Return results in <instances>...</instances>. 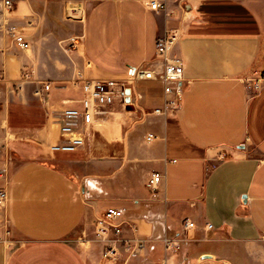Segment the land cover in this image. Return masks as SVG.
Segmentation results:
<instances>
[{"label":"crops","instance_id":"crops-1","mask_svg":"<svg viewBox=\"0 0 264 264\" xmlns=\"http://www.w3.org/2000/svg\"><path fill=\"white\" fill-rule=\"evenodd\" d=\"M164 1L153 10L146 0H13L10 21L32 46L0 32V164L8 159L12 228L0 264L117 263L84 236L110 206L123 207L150 239L145 257L129 264H264V86L255 92L246 83L264 70V0ZM170 29L181 32L173 53L184 64L177 112L143 117L162 105L164 88L140 81L134 92L144 110L116 104L99 128L86 127L84 146L49 147L62 140L64 100L81 96L68 84L76 70L126 79L154 60L157 37ZM24 71L54 88L43 98L34 81L15 88ZM150 132L157 138L147 142ZM144 165L164 173L157 192L149 177L114 179ZM186 217L197 225L190 239L211 223L242 249L166 256L163 237Z\"/></svg>","mask_w":264,"mask_h":264},{"label":"built area","instance_id":"built-area-1","mask_svg":"<svg viewBox=\"0 0 264 264\" xmlns=\"http://www.w3.org/2000/svg\"><path fill=\"white\" fill-rule=\"evenodd\" d=\"M146 5L153 10L166 6L164 0H146ZM14 4L13 0H0V32L12 36L14 43L21 49H30L31 40L27 39L20 27L10 21ZM181 37L178 29H170L166 34L158 36L155 43V58L149 65L135 67L126 79H93L86 76L83 69L76 70L68 81L69 86L81 91L79 98L65 99L66 106L60 114V132L62 140L59 143H50L49 147L56 151L71 152L84 146L87 141L86 127L99 128L107 121L108 114L116 104L126 106L129 97L130 103L142 109V95L134 92L136 83L144 80L160 81L164 88V100L161 106L151 111L144 110L143 117L152 113L167 116L177 112L182 106V83L184 64L181 58L174 55L173 50ZM80 36L70 38V48H77ZM34 81L37 84L35 95L43 98L54 88L53 81L40 80L33 77L29 71H24L22 79L14 85L21 89L26 82ZM247 87L252 91H259L264 86V70L255 72L246 79ZM0 94V101H1ZM157 135L147 133L145 139L151 142ZM175 162V159L169 160ZM164 178V173L153 170L148 178L147 185L153 189ZM10 171L8 159L0 164V241L9 242L12 228L8 215V186ZM207 229L214 227L206 224ZM129 228L128 230H126ZM196 228V222L190 217L181 221V230L176 234H167L162 242L166 256L178 253L183 242L191 238V232ZM129 231V233H126ZM95 239L103 244L102 257L109 262L116 261L123 255L139 256L147 252L149 240L139 236L138 228L123 207L110 206L97 216L94 225Z\"/></svg>","mask_w":264,"mask_h":264},{"label":"rangeland","instance_id":"rangeland-1","mask_svg":"<svg viewBox=\"0 0 264 264\" xmlns=\"http://www.w3.org/2000/svg\"><path fill=\"white\" fill-rule=\"evenodd\" d=\"M89 1L91 2L94 0H89ZM148 111H151V110H148ZM135 127L137 128L138 126H135ZM58 152H60V151H58ZM156 167L158 168L159 165H156ZM152 169H153L152 167L147 166V165L141 166L138 169H136V168L132 169V168L127 167L124 169V171L122 173L116 174V176H114V179H118V181L121 178H130L133 180H136L138 178L139 179H145V178H148L150 176L151 172L153 171ZM113 188L115 189V186H113ZM152 190L154 192H157L153 188H152ZM114 192H116V191H114ZM117 194H120V193H117ZM110 196H111V194L109 193L108 197H110ZM104 211L105 210L103 209L102 213ZM196 227H197V225H196ZM201 227H202L201 230H199V232H197V234L194 236V238H192L190 240H186L185 242H183L181 250L179 251V252H181L180 254H182L186 250L198 252V250H200V249H209V250H212L213 252H215V251H219V250H223V249H229V250L242 249L241 248L242 246H240L239 244L231 242L225 232H218V231L217 232L216 231L211 232L209 229H207L206 224H202ZM11 235H12V233H11ZM89 235L91 237H95L94 228L90 232V234H87V236L85 234L84 236L88 238ZM203 237H205L204 240H198V238L202 239ZM193 243H196V244H193ZM145 255H146V253H144L143 255H139V256L123 255L116 260L118 262L115 264H123L124 262H126V263L128 262V264H129V263H132L134 261H137L140 258H144ZM139 264H140V262H139Z\"/></svg>","mask_w":264,"mask_h":264},{"label":"water","instance_id":"water-1","mask_svg":"<svg viewBox=\"0 0 264 264\" xmlns=\"http://www.w3.org/2000/svg\"><path fill=\"white\" fill-rule=\"evenodd\" d=\"M127 101H128V104L126 105V108L129 109V110L135 109V105L132 104V103H130L129 97L127 98ZM206 256H211V254H205V255H203V257H206Z\"/></svg>","mask_w":264,"mask_h":264}]
</instances>
